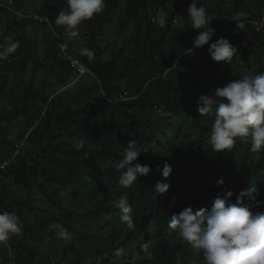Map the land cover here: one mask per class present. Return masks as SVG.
Wrapping results in <instances>:
<instances>
[{"label":"trees","instance_id":"obj_1","mask_svg":"<svg viewBox=\"0 0 264 264\" xmlns=\"http://www.w3.org/2000/svg\"><path fill=\"white\" fill-rule=\"evenodd\" d=\"M12 1L15 4V0ZM61 3L67 5V0H46L41 6V12L36 14L46 17L49 21L46 12L54 5ZM145 3H147L146 0L143 2V6ZM186 4L187 0H172L170 7L160 5L158 8H152L153 16L159 9H163L167 13L166 27L158 26V33L145 45L138 44L136 36L130 55L120 62V66L117 64L118 54L109 60H104L98 51L99 44H97L96 38L102 25L100 14H95L91 19L82 23L87 30V54L80 59L86 65L90 59H93L90 61L89 67L103 94L96 97L94 106H91L88 101L76 108L67 106L64 109H55L53 101L45 106L42 118L26 137L28 143L33 147V154H26L28 160L23 158L19 160L17 168L12 169L11 174L6 175L7 184L0 187V211L15 212L18 215L19 211L16 209L27 212L38 210L36 206L28 203V199L20 198L11 192V187L17 181L23 182L24 178L29 177H32L34 181L37 178L41 179L37 187L43 194H47L46 189L51 188L55 196L50 197L47 194L48 200L60 210L55 187L76 184L81 179V168L86 167L82 164L85 158L90 160L88 162V168L91 169L89 172L104 173L107 170L110 176L119 175L115 164L122 158V151L127 142L136 140L138 145L147 152L141 153L138 160L133 163L150 165L151 171L147 175L138 176L130 188H124L122 191L132 207L135 224L133 229L125 226L126 230L123 233L132 235L134 231H139L140 243L142 245L146 243L147 250H150L153 256L151 259L147 257L137 259L135 247L121 261H114L110 264H175L177 257L180 258L181 264H198L197 259L193 256L195 250L191 249L186 242L181 241L174 230L168 228V219L173 213H178L189 206L194 211L201 207L210 209L214 197L217 195L222 197L226 194L224 186L229 182V177L226 174L242 142L237 139L231 151L214 152L210 148L209 142L205 140L208 139L210 131H207L206 125L201 124L198 118H195L194 124L201 128L200 131H184L187 145L178 146L175 143L179 138L177 136L179 126L176 121L175 123L172 121L165 123L170 136L165 134L164 139L157 136L156 127L160 129L161 125L158 120L155 122L152 119V114L156 113V110L172 114L178 113L185 106L191 84L199 83L200 80L201 84L204 81L203 85L206 87L213 80L211 77L202 80L201 76H194L188 70L181 68L180 56L189 48V39L196 31H202V29H194L187 22H183L184 24L179 29H171L174 17ZM136 5L132 6L134 16ZM115 6V0H105L103 10L107 11L108 7L114 8ZM16 10L19 9L16 8ZM262 17H264V0H262V5L256 7L254 14L243 17L241 20L244 21L245 27H248L250 21H256L259 26ZM220 19H222L221 16ZM215 23L217 29L223 25L218 21ZM144 24L147 30L151 29L150 19H144ZM255 30L258 31L252 30V39H250L252 44H256L255 47L258 50V64L253 75L264 72L263 27L259 26ZM224 35L234 46L235 42L231 40L234 38L232 34L227 35L226 32H222L213 39H219ZM89 52L91 55L88 54ZM16 56L15 53L11 55L12 58H16ZM186 56L194 57L193 54ZM24 63L25 59L23 58L21 72L24 69ZM60 63L66 65L65 62ZM174 63L177 65L173 66ZM190 66L193 67V64L191 63ZM203 67L204 64H200L194 69H199L202 72ZM68 68L73 71L70 67ZM211 68L216 71L214 66ZM118 79L123 80L125 91L115 84L114 81ZM116 91L120 95L126 94L128 100L127 98L122 100L119 97L113 99L112 95ZM38 93L32 90L30 85L23 88L20 101L12 104L10 111H5L0 115V122L11 121L37 108V104L31 103L29 99ZM85 134L96 135V147L88 148L83 145V147L77 148V142L73 140L74 137L77 135L83 137ZM244 153L238 164L237 184L232 186L236 194L253 185L257 188L260 184L258 170L260 167L264 168V152L259 153L260 157L256 163L247 159L251 156V151L245 149ZM165 161L172 168L167 178L163 177L162 171L157 169L158 165L162 169ZM196 164H200L198 170L194 174H188V172L192 173ZM220 179H223V184L218 185L216 182ZM157 182L169 185L166 193H157L155 189ZM198 184L200 187L197 186ZM100 188L95 194L102 192ZM195 188H199L201 192L197 193L193 190ZM260 190L263 191H258L257 198L264 201V189L261 186ZM233 202H235V196ZM244 202L250 204L253 212H264V204L257 206L247 197L244 198ZM98 207L102 209V217H97L95 209L89 210L88 214L84 215L97 226L98 230L106 231L108 240V244L106 243L104 246L106 255L99 264H107L113 252L122 246L120 242L116 241L122 235L121 228L117 226V223L121 221V212L112 201H104ZM63 213L65 216L61 219L53 214V222L63 225L67 230H72V214L66 211ZM158 213L161 215L157 219ZM150 221H155L153 232L147 230ZM107 230H110V234ZM32 231L31 226L23 225L22 234L12 235L6 242L12 252L14 264H35L37 250L26 241L31 237ZM104 237L102 236V238ZM143 250L145 249L140 251ZM96 252L99 253L98 250ZM100 253L103 251L100 250ZM6 263L7 256L3 252L0 264Z\"/></svg>","mask_w":264,"mask_h":264},{"label":"rangeland","instance_id":"obj_2","mask_svg":"<svg viewBox=\"0 0 264 264\" xmlns=\"http://www.w3.org/2000/svg\"><path fill=\"white\" fill-rule=\"evenodd\" d=\"M31 1L38 4L35 7L31 6V11L39 13L41 12V6L46 0ZM144 1L145 0H115L116 6L114 8L108 7L107 11L103 10L99 13L102 17V25L98 32L96 42L99 44L98 51L102 59L109 60L111 57L118 54L117 64L120 66V62L130 55L135 44L136 36L138 44L145 45L158 33V25L152 22V8H158L160 5L170 7L172 6V0H146L147 3L143 6ZM40 3L41 6H39ZM190 3L191 0H187V4L183 6L174 17L171 24L172 30L181 28L184 24L183 22H187V24L191 25L187 11ZM201 3L213 19L210 26L215 29V34L209 44L196 48L194 47V37L198 32L196 31L193 33V37L188 41L189 48L180 56V62L182 63L181 68L183 70H188V72L194 76H201L200 79L202 80H207L208 77H211L213 79L212 83L206 87L203 85L204 81H202L201 84L200 80L199 83L191 84L188 97L185 100V106L180 109L178 113L172 114L156 110V113L152 114V119L155 122L158 120L161 125L160 129L156 127V133L160 139H164L166 135L170 136L168 132L169 129L166 127L165 123L170 121L173 123H175V121L177 122L179 126L177 136L179 138L175 143L178 146L182 144L187 145L188 142L185 137L186 130L192 132L201 130L199 126L194 124L195 118H198L201 124L206 125L208 128L207 131L211 130L213 115L210 113L205 116H200L197 111V101L199 97L210 93V91L217 86H223L231 79L238 78L241 74L253 75L254 69L258 64V50L255 47L256 44L250 42V39H252V32H257L258 30L252 28V24H249L248 27L244 29H238L237 21L244 22L241 18L254 14L256 7L262 5V0H201ZM133 4L136 5L135 16L132 14ZM197 6L199 7L200 5L198 4ZM67 7L68 6L63 3L54 5L46 12L49 16V24L42 22L38 23L41 28L38 32H35V36L41 37V34H43L44 41H46V39L52 40V44L54 45L53 49L52 47L51 49L54 52L56 42L53 39V31L65 34L68 43L71 47V44H73L75 49L81 50V47L87 45V30L82 24L78 26L79 34L75 38H70L62 26H57L55 24L56 15L60 10H66ZM220 16L222 19L219 20ZM144 19L151 20L150 30L146 29ZM217 21L223 24L218 29L215 27V22ZM251 22L252 21L249 23ZM259 26L263 27L264 32V17L261 18ZM222 32H226L227 35H233L234 38H231V40L235 42L234 46L237 48V53L234 54L230 62L213 61L208 53V47ZM224 37L226 38V35H224ZM35 42L36 41H34V44ZM190 48L192 50L189 52L188 49ZM187 54H193L194 57H188L186 56ZM48 59L47 64L42 66L43 81H35L34 83L33 80V84H31L32 87L34 86L37 88V92H41V94L38 93L36 96H32L29 99L31 103L37 104V108L31 112L22 114L16 119L0 123V163L2 161L9 162L6 167L0 168V187L7 184L6 175L11 174L12 169L17 168L18 161L22 160V158L28 160L26 154H33V147L28 143L26 137L30 134L35 124L42 118L43 110L50 101L54 102L55 109H64L67 106L76 108L87 101L91 106H94L96 97L99 94H103L102 91H100L98 81L95 77H76L73 72L63 76L64 70H61L58 62H56L54 58ZM90 61H93V59H90L89 63ZM176 61L177 59L175 62ZM191 63L193 67L190 66ZM200 64H204L202 72L199 69H194ZM212 66L216 68V71H213L211 68ZM51 75L52 77L49 82L45 83V76L49 77ZM114 82L121 90L125 91L123 80L118 79ZM80 88H82V91H79ZM50 91L53 95L50 93L51 96H47L45 92ZM118 93L119 92L116 91V93L112 95L113 99L119 97L122 100H126L125 98L128 100L126 94L123 93L120 95ZM3 112L4 105H0V115ZM73 140L76 141L77 144L82 142L83 145L88 148H93L97 145L95 134H85L83 137L77 135ZM205 140L208 142V139ZM245 149L250 151V145L242 142L226 174L229 177V182L224 186L226 192L229 190L234 192L232 186H236L237 184L238 164L245 154ZM259 153L251 152V156L247 157L248 161L256 163L260 157ZM89 161V158L83 160L82 164L86 165V167L81 168V179L76 182V184L55 187L56 196L58 197V203L61 208L60 210L55 208L51 201L48 200V195H50V197L55 196L51 188L46 189L48 195L43 194L38 189L37 184L41 181L40 178H37L35 181L32 177L24 178L23 182L17 181L15 185L11 187V192H13V194L15 193V195L20 198L28 199V203L33 204L38 209L34 212L16 209L19 211L18 216L20 217L22 226L28 225L33 229L31 237L27 238L26 241L37 250L35 264H99L101 259L105 257L106 253L104 252V246L106 243L108 244L106 231L104 229L98 230L97 226L90 222L85 215L88 214L89 210L92 211L95 209L97 217H102V209L98 206L104 201H112L115 204L120 197H124L122 193L124 188L118 184V174L110 176L107 170H105L104 173L89 172L91 170L88 168ZM196 165L192 173L188 172V174H194L195 171L198 170L200 164ZM258 172L260 184L257 189L258 191H263L260 190V186L264 189V168L260 167ZM197 186L200 187V184ZM99 188L102 189V192L100 194H95ZM193 190L197 193L201 192L199 188ZM63 211L72 214L71 222L73 229L68 230L71 234L70 241L58 239L56 230L49 229V225L54 223L52 215L55 214V216H58L60 219L64 218L65 215ZM160 215L161 213H158L156 218L158 219ZM88 222H90V224H87ZM117 226L121 228L122 235L118 237L116 241L120 242L122 246L113 252L107 264L114 261H121V259L126 257L131 249L135 247V253L138 256L137 259L145 257L148 259L152 258L153 255L150 250L140 251L143 248L140 243L139 231H134L132 235H126L123 233V231L126 230L124 223L119 221ZM107 231L110 234V230ZM102 236L105 237L102 238ZM96 250H98L99 253L96 252ZM100 250L103 251V253H100ZM3 252L7 256L6 264H14L12 252L6 242L0 243V260ZM193 256L197 259L194 258L198 264L201 262V264H204L202 254L194 251Z\"/></svg>","mask_w":264,"mask_h":264},{"label":"clouds","instance_id":"obj_3","mask_svg":"<svg viewBox=\"0 0 264 264\" xmlns=\"http://www.w3.org/2000/svg\"><path fill=\"white\" fill-rule=\"evenodd\" d=\"M200 5L199 7L197 5ZM67 9L60 10L56 15L55 24L62 26L70 38L78 36V26L103 11L105 0H67ZM188 17L191 26L198 29L194 37V47H203L212 40L215 29L212 28V18L201 0H191L188 6ZM167 13L157 10L152 22L160 28L166 27ZM237 28L244 29L245 24L237 21ZM6 43H0V61L8 60L19 48V42L12 36L6 37ZM192 49H188L190 52ZM208 53L213 61H232L237 48L229 39L220 37L210 44ZM91 55V53H88ZM177 64L174 63L173 66ZM197 111L200 116L213 115L211 130L208 137L210 148L214 152L231 151L237 139L250 145L253 153L264 152V72L259 74H241L238 78L227 81L223 86H217L208 94L201 95L197 101ZM77 148L83 147L80 142ZM147 150L141 148L136 140L127 142L122 151V158L115 164L119 173L118 184L122 188H130L138 176L147 175L151 166L141 164L138 160L141 153ZM163 177L167 178L171 165L165 161L163 167L158 165ZM223 184V179L216 182ZM169 185L157 182V193L167 192ZM235 196V202L232 197ZM254 201L257 206L264 204L258 200V189L255 185L241 190L238 194L229 190L224 196L214 197L211 207H201L193 210L185 207L178 213H173L167 226L174 230L181 241L186 242L191 249L202 254L204 264H264V212H253L244 198ZM115 207L121 212V221L129 229L135 227L132 207L126 197H120ZM50 230H56L58 239L71 240V234L61 224L49 225ZM148 232L155 230V221H150ZM22 234L20 217L15 212L0 211V243L7 242L12 235ZM142 247L147 250L145 243ZM175 264H181L177 257Z\"/></svg>","mask_w":264,"mask_h":264},{"label":"crops","instance_id":"obj_4","mask_svg":"<svg viewBox=\"0 0 264 264\" xmlns=\"http://www.w3.org/2000/svg\"><path fill=\"white\" fill-rule=\"evenodd\" d=\"M15 4L16 8L22 13H33L30 7L38 5L31 0H15ZM39 6H41V3ZM38 23L40 22L11 15V13L0 7V43H6V37L12 36L20 45L17 52H15V55H17L16 58L10 56L8 60L0 61V105H4V112L10 111L12 104L20 101L23 95V88L30 85L32 90L37 91V88L34 86L32 87L31 84H33V80L34 83L35 81H43L42 66L47 64L48 58H54L55 61L58 62L61 70H64L63 76L73 72L70 71L67 63L66 66L57 60L56 45L54 47V52L52 50L54 45L52 44V40L46 39V41H44L43 34H41V37L35 36V32H38L41 28ZM34 41H36L35 44ZM71 45L72 47L68 43L69 52L72 56L78 57L79 59L86 56L87 45L81 47V50L75 49V46L73 44ZM23 58L25 59V65L21 72V61ZM89 64L88 62L87 65L89 66ZM73 74L75 75L74 72ZM51 77L52 75L49 77L45 76V83L49 82ZM79 91H82V88H80ZM50 93L53 95L51 91L45 92L47 96H51ZM39 94H41V92ZM3 121L0 123H3Z\"/></svg>","mask_w":264,"mask_h":264},{"label":"built area","instance_id":"obj_5","mask_svg":"<svg viewBox=\"0 0 264 264\" xmlns=\"http://www.w3.org/2000/svg\"><path fill=\"white\" fill-rule=\"evenodd\" d=\"M0 6L4 8L7 12L13 14L14 16L28 18L30 20L47 23L49 21L46 17L40 16L36 13H22L20 10H16V5L12 0H0ZM252 28L258 29L256 21H252ZM53 38L56 42V51H57V60L60 62H65L73 70L77 77L81 76H93V72L90 67L83 63L78 57L72 56L69 52L68 39L65 34L58 33L53 31ZM9 162L2 161L0 163V168H4L8 165Z\"/></svg>","mask_w":264,"mask_h":264}]
</instances>
